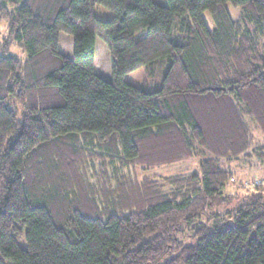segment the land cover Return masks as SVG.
<instances>
[{
    "label": "trees",
    "instance_id": "trees-1",
    "mask_svg": "<svg viewBox=\"0 0 264 264\" xmlns=\"http://www.w3.org/2000/svg\"><path fill=\"white\" fill-rule=\"evenodd\" d=\"M166 2L0 0V264H264V0Z\"/></svg>",
    "mask_w": 264,
    "mask_h": 264
},
{
    "label": "rangeland",
    "instance_id": "rangeland-1",
    "mask_svg": "<svg viewBox=\"0 0 264 264\" xmlns=\"http://www.w3.org/2000/svg\"><path fill=\"white\" fill-rule=\"evenodd\" d=\"M154 3L166 6L167 2L166 0H152ZM94 15L96 18L100 20H107L110 19L113 14L109 10L101 7V6H95L94 7ZM139 34L138 36H140ZM7 39V25L4 21L0 20V44H2ZM59 51L65 55V56H71L72 53V37L65 34L60 33L59 34ZM8 53L14 56H17L19 58H24V54L21 52L20 48L16 44H11L8 48ZM96 56H97V68L101 69L102 71L107 69L106 73V80H109L111 77L110 72V59L108 51L103 44V42L99 39H97V45H96ZM159 69H163V67H159ZM164 71V70H163ZM158 68H155L153 71L149 67H141L134 72L128 73L124 76V81L132 86L135 87H149L152 89L161 79L162 74H157ZM179 163L176 164L175 167L169 168V169H158L155 171L157 174H168V173H174L177 172V169H183V168H194L196 166V160L190 161L189 163ZM257 180H260L261 178H264V172L258 171V170H248L243 169L240 170L237 176L232 177L229 180L228 188L226 190L227 193H232L234 191L241 192L243 195L245 192H249L252 190H255L257 187H262L264 189V182L263 185H254V180L256 178ZM254 178V179H253ZM253 179V181H252ZM258 183V182H257ZM253 192V191H252ZM237 200H233L231 203H229L227 206H225L226 210H232L234 209L239 203ZM204 220V219H202ZM18 244L20 247L24 248V239H21L18 241Z\"/></svg>",
    "mask_w": 264,
    "mask_h": 264
},
{
    "label": "crops",
    "instance_id": "crops-1",
    "mask_svg": "<svg viewBox=\"0 0 264 264\" xmlns=\"http://www.w3.org/2000/svg\"><path fill=\"white\" fill-rule=\"evenodd\" d=\"M96 45H97V40H96V42H95V48H96ZM97 56L95 57V72L97 73V75H99L100 77H102V78H104V79H106V73H107V69L106 70H104V71H102L101 69H98L97 68Z\"/></svg>",
    "mask_w": 264,
    "mask_h": 264
},
{
    "label": "built area",
    "instance_id": "built-area-1",
    "mask_svg": "<svg viewBox=\"0 0 264 264\" xmlns=\"http://www.w3.org/2000/svg\"><path fill=\"white\" fill-rule=\"evenodd\" d=\"M253 182H254V185H263L264 178L263 179L261 178L260 180H257V178H256Z\"/></svg>",
    "mask_w": 264,
    "mask_h": 264
}]
</instances>
